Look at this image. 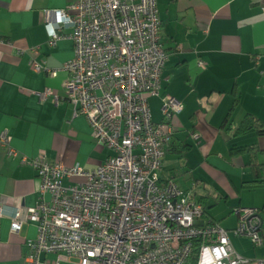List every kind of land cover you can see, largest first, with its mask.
<instances>
[{
  "label": "crops",
  "instance_id": "crops-1",
  "mask_svg": "<svg viewBox=\"0 0 264 264\" xmlns=\"http://www.w3.org/2000/svg\"><path fill=\"white\" fill-rule=\"evenodd\" d=\"M74 1L0 0V131L8 130L19 152L9 156L0 141V264H27L28 242L37 236L33 223L11 230L15 210L25 216L39 196L37 171L31 162L22 163V156L44 154L52 162L94 169L113 154L67 100L68 74L62 68L75 55L74 42L66 38L49 44L47 21ZM263 1L157 0L168 60L157 95L164 94L160 119L151 108L153 119H163L166 96L183 104L173 120L177 131L161 177L174 178L205 206L202 221L225 228L247 264H264V244L233 233L238 224L234 210L258 207L264 217V134L236 130L247 115L264 119ZM47 88L57 92L59 103L41 100ZM234 147L251 150L233 153ZM50 255L56 259V254L42 259Z\"/></svg>",
  "mask_w": 264,
  "mask_h": 264
},
{
  "label": "built area",
  "instance_id": "built-area-1",
  "mask_svg": "<svg viewBox=\"0 0 264 264\" xmlns=\"http://www.w3.org/2000/svg\"><path fill=\"white\" fill-rule=\"evenodd\" d=\"M47 27L51 46L66 38L74 42L75 55L62 68L68 74L67 100L113 154L94 169L52 162L44 154L21 157L39 180L36 205L25 216L19 209L12 216V232L25 223L37 228L27 264H188L196 247V264H247L225 228L202 221L205 206L174 178L161 177L183 104L168 95L163 119H153L148 99L159 95L168 60L157 0H75L55 10ZM40 98L60 101L51 88ZM0 141L9 156H19L8 130L0 131ZM234 212L233 233L262 246L261 209ZM46 254L56 259L43 260Z\"/></svg>",
  "mask_w": 264,
  "mask_h": 264
},
{
  "label": "trees",
  "instance_id": "trees-1",
  "mask_svg": "<svg viewBox=\"0 0 264 264\" xmlns=\"http://www.w3.org/2000/svg\"><path fill=\"white\" fill-rule=\"evenodd\" d=\"M226 120H228V117ZM251 129H255L259 134H264V119L256 118L253 115H247L243 119V121L240 123V125L237 127L236 131L237 132H245V131H248ZM250 150H251V148H249V147H234V148H232L233 153H244V152H248ZM257 172H259V170H257L256 173ZM204 216H207V210L206 209H205ZM209 222H213V221L210 220ZM197 259H198V247L195 248L194 255H193V263L194 264L197 263Z\"/></svg>",
  "mask_w": 264,
  "mask_h": 264
},
{
  "label": "rangeland",
  "instance_id": "rangeland-1",
  "mask_svg": "<svg viewBox=\"0 0 264 264\" xmlns=\"http://www.w3.org/2000/svg\"><path fill=\"white\" fill-rule=\"evenodd\" d=\"M164 94H160V96H155L150 98V105L153 111V115L155 119H160V104H161V98ZM183 128L185 127L182 125ZM180 179V178H179ZM48 261L53 262L54 261V256L50 255L48 258ZM63 264H73V263H63ZM188 264H194L193 260H191Z\"/></svg>",
  "mask_w": 264,
  "mask_h": 264
}]
</instances>
